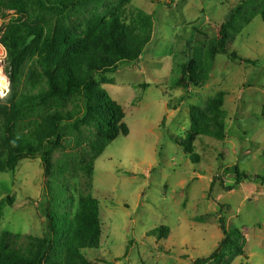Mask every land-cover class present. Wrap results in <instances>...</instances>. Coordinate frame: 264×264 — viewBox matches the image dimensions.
Returning <instances> with one entry per match:
<instances>
[{
  "label": "rangeland",
  "instance_id": "374dc122",
  "mask_svg": "<svg viewBox=\"0 0 264 264\" xmlns=\"http://www.w3.org/2000/svg\"><path fill=\"white\" fill-rule=\"evenodd\" d=\"M129 9L154 16L152 40L137 65L97 76L123 106L129 135L98 157L89 148L93 129L68 136L53 153L55 179L40 158L1 173L0 248L28 253L47 231L42 205L55 197L73 212L90 195L100 203L103 232L83 264H194L217 251L220 217L238 245L207 264H264V0H131ZM16 18L4 12L0 32ZM222 32L229 56L218 51ZM234 53L252 63L232 60ZM186 69L193 80L184 84ZM220 95L226 138L199 136L186 152L175 141L190 132L192 109ZM235 169L251 178L235 186Z\"/></svg>",
  "mask_w": 264,
  "mask_h": 264
},
{
  "label": "trees",
  "instance_id": "16d2710c",
  "mask_svg": "<svg viewBox=\"0 0 264 264\" xmlns=\"http://www.w3.org/2000/svg\"><path fill=\"white\" fill-rule=\"evenodd\" d=\"M130 3L0 0V16L6 11L17 14L0 32V42L8 53L10 81L9 93L0 98V174L15 171L22 160L40 158L46 177L55 179L53 153L68 136L80 134L86 127L93 129L89 148L98 157L120 136L129 135L123 106L100 87L97 76L137 65L152 40L154 16L130 10ZM221 35L218 51L229 56L228 36ZM231 57L252 63L236 58L235 53ZM187 79L193 77L186 69L180 81L185 84ZM73 98L78 99L77 105L66 108L64 103ZM223 104L224 95H220L205 109L193 108L190 132L184 141L175 143L192 153L199 136L224 140ZM233 174L235 186L251 178L238 169ZM215 184L213 181L211 191ZM221 184L224 190H232L224 181ZM52 200L49 207H40L47 223L45 236L35 239L28 253L16 247L0 248V264H83L84 251L98 250L103 232L99 201L90 195L81 197L75 211L69 212L59 208V198ZM3 206L0 204V221ZM219 223L224 238L217 251L194 264H207L223 248L238 245L224 217Z\"/></svg>",
  "mask_w": 264,
  "mask_h": 264
},
{
  "label": "built area",
  "instance_id": "2783aa9c",
  "mask_svg": "<svg viewBox=\"0 0 264 264\" xmlns=\"http://www.w3.org/2000/svg\"><path fill=\"white\" fill-rule=\"evenodd\" d=\"M1 46V45H0ZM2 47V46H1ZM0 50H1V48H0ZM5 58H6V55L4 54V53H2V52H0V67H1V71L4 73V75H5V77H6V79H7V76H6V72H5V69H4V60H5ZM7 82H8V79H7ZM8 87V86H7ZM6 87V88H7ZM6 88H4V89H2V90H0V94H4L5 93V90H6Z\"/></svg>",
  "mask_w": 264,
  "mask_h": 264
},
{
  "label": "bare ground",
  "instance_id": "6f19581e",
  "mask_svg": "<svg viewBox=\"0 0 264 264\" xmlns=\"http://www.w3.org/2000/svg\"><path fill=\"white\" fill-rule=\"evenodd\" d=\"M5 80H6V77L4 73L1 71V67H0V89L5 86Z\"/></svg>",
  "mask_w": 264,
  "mask_h": 264
}]
</instances>
